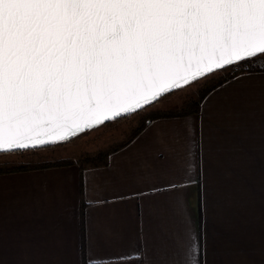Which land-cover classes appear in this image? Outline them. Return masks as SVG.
Segmentation results:
<instances>
[{
  "label": "snow or ice",
  "instance_id": "1",
  "mask_svg": "<svg viewBox=\"0 0 264 264\" xmlns=\"http://www.w3.org/2000/svg\"><path fill=\"white\" fill-rule=\"evenodd\" d=\"M229 68L224 88L253 79L254 68L264 78V0H0V155L67 142ZM236 116L231 105H202L198 153L189 148L184 160L187 183H151L134 193L154 196L195 182L199 229L177 201L164 209L181 224L171 251L159 246L150 256L146 246H130L83 264H207V216L218 200L230 203L239 158L216 133L223 123L239 130ZM170 131L148 126L157 137ZM182 134L196 144L192 124Z\"/></svg>",
  "mask_w": 264,
  "mask_h": 264
},
{
  "label": "crops",
  "instance_id": "2",
  "mask_svg": "<svg viewBox=\"0 0 264 264\" xmlns=\"http://www.w3.org/2000/svg\"><path fill=\"white\" fill-rule=\"evenodd\" d=\"M251 75L253 79L229 88L224 86L231 76L216 84L202 97L198 113L152 118L127 144L108 154L107 164L81 167L75 155L68 164L0 171V264H81V203L85 261L89 255L104 259L130 246H146L150 256L159 246L171 251L181 224L164 209L182 202L199 229L197 184L141 198L134 193L146 192L151 183H187L184 160L189 148L198 153L205 104L214 110L231 105L240 124L239 130L220 124L216 133L238 148L239 158L229 182L230 203L218 200L207 216V264H264V78H255L258 69ZM215 89L224 90L213 95ZM187 123L196 130L195 145L182 134ZM149 125L163 126L170 134L154 136ZM217 179L224 181L219 175ZM99 200L108 203L95 204Z\"/></svg>",
  "mask_w": 264,
  "mask_h": 264
},
{
  "label": "rangeland",
  "instance_id": "3",
  "mask_svg": "<svg viewBox=\"0 0 264 264\" xmlns=\"http://www.w3.org/2000/svg\"><path fill=\"white\" fill-rule=\"evenodd\" d=\"M205 84L206 81H203V79L194 82L189 87L165 95L161 100L156 102V105L160 107H172L177 105L184 98H195L197 97V92L202 89ZM132 115L118 118L115 121L106 123V125L100 126L94 130H88L81 136H77L70 141L62 142L58 145L38 148L34 151L27 150L8 155H0V162L26 160L30 164L37 162L43 163L61 158L62 156H67L68 158L75 157V155L88 150L94 152V150L98 148L107 149L126 138L129 127L133 125Z\"/></svg>",
  "mask_w": 264,
  "mask_h": 264
},
{
  "label": "trees",
  "instance_id": "4",
  "mask_svg": "<svg viewBox=\"0 0 264 264\" xmlns=\"http://www.w3.org/2000/svg\"><path fill=\"white\" fill-rule=\"evenodd\" d=\"M234 70L232 68L227 69L225 72L221 73H216L213 74L211 77L203 78V81H206V84L202 87L197 92V97H189L188 99L184 98L182 99L177 105L168 107H160L157 106V103L152 104L151 108H146L142 113L138 112L132 115V123L133 125L129 127V130L126 134V138L122 139L121 141L115 143L113 146H110L109 148H101V149H96L93 151H84L83 153L78 154L77 160L79 161V164L82 166H85L87 164H93L94 166L97 165H102L107 162V156L109 153L113 152L114 149L120 148L127 144V142L130 139H133L135 135L139 132V130L145 126L148 121H150L152 118L156 117H164V115H169V116H177V115H185V114H190V112H195L198 113L201 109L200 107V102L202 100V97H204L205 93H207L210 89L215 87L216 84L218 83H223L231 76V73ZM240 72L239 70H235V74ZM202 80V79H200ZM48 147V146H46ZM31 150V149H30ZM36 150V149H34ZM32 150V151H34ZM21 152V151H17ZM15 152V153H17ZM23 152V151H22ZM71 159L68 158L67 156H62L61 158H57L55 160H51L50 162H37V163H28V161L24 160H19L15 161L12 160L11 162H7V165L5 166V162H0V171H11L12 169L16 170H22L24 168H33L37 166H47L50 164L54 165H61L63 163H70ZM107 164V163H106ZM82 203L79 208V216L80 218V253L82 255L81 257V264H83L84 260V244L85 242L83 241V226H82Z\"/></svg>",
  "mask_w": 264,
  "mask_h": 264
},
{
  "label": "water",
  "instance_id": "5",
  "mask_svg": "<svg viewBox=\"0 0 264 264\" xmlns=\"http://www.w3.org/2000/svg\"><path fill=\"white\" fill-rule=\"evenodd\" d=\"M123 117H125V116H123ZM118 118H121V117H118ZM117 118V119H118ZM109 122H112V121H108V122H105L103 125H106V123H109ZM102 125V126H103ZM99 128V127H98ZM92 130H94V129H92ZM88 131V130H87ZM87 131H85V132H87ZM85 132H83V133H85ZM83 133H80L78 136H81ZM77 137V136H76ZM54 139H55V137H53ZM75 137H73V138H71L70 140H72V139H74ZM70 140H68V141H70ZM43 148V147H42Z\"/></svg>",
  "mask_w": 264,
  "mask_h": 264
},
{
  "label": "built area",
  "instance_id": "6",
  "mask_svg": "<svg viewBox=\"0 0 264 264\" xmlns=\"http://www.w3.org/2000/svg\"><path fill=\"white\" fill-rule=\"evenodd\" d=\"M256 68H254L253 70H255ZM259 70V69H258Z\"/></svg>",
  "mask_w": 264,
  "mask_h": 264
}]
</instances>
